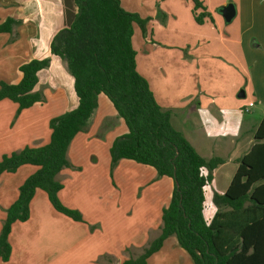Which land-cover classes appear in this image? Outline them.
I'll list each match as a JSON object with an SVG mask.
<instances>
[{
  "label": "crops",
  "instance_id": "crops-1",
  "mask_svg": "<svg viewBox=\"0 0 264 264\" xmlns=\"http://www.w3.org/2000/svg\"><path fill=\"white\" fill-rule=\"evenodd\" d=\"M119 1L125 10L147 18L145 32L134 24L132 45L136 69L148 81L157 103L171 110L174 128L205 160L222 159L212 170L202 168L204 175L212 177L203 187L204 215L206 188L220 178L224 185L218 194H222L238 160L253 143L249 116L243 115L250 111L244 108L245 101L234 100L232 93L262 106L264 116V0H199L208 13L201 23L195 21L201 9L193 10V0ZM228 2L234 3L236 12L226 23L216 8ZM178 3L183 4L182 10L176 8ZM75 13L73 0H0V23L7 17L20 20L15 41L9 42V33H0V80L18 83L22 76L19 65L33 58H50L49 66L37 72L34 87L42 88L46 102L34 103L15 118L17 104L7 98L0 100V158L25 146L46 144L51 132L49 120L76 107L73 77L49 47L53 35L69 27ZM167 69L173 74L167 86L178 83V94L163 86L164 94L155 90L154 83L166 75ZM204 74L214 81H209L208 94L201 90ZM190 81L195 85L187 90L185 84ZM241 90L244 95L239 97ZM48 94H54L51 104ZM194 129L201 134H192ZM126 132L123 119L100 93L88 129L77 133L68 146L66 156L73 167L56 174L62 184L60 201L77 209L83 222L58 213L46 193L37 188L30 201L28 220L12 225L9 260L0 264L35 263L32 255L22 251L26 250L23 238L35 244L38 255L43 254L40 250L49 249L52 258H48L57 259L55 264H120L143 252L160 233L162 209L170 202L174 183L168 176L158 177L152 166L131 159H120L111 169V144ZM37 168L23 164L13 173L0 175V229L5 209L17 198L24 179ZM57 224L66 229L63 236L56 234ZM88 225L97 228L90 233ZM23 230L28 236L24 237ZM19 246L22 250L15 251ZM62 249L65 254L59 257ZM167 254L176 257L179 264H194L174 235L167 237L146 262L159 264ZM16 255L18 260L13 261Z\"/></svg>",
  "mask_w": 264,
  "mask_h": 264
},
{
  "label": "trees",
  "instance_id": "trees-1",
  "mask_svg": "<svg viewBox=\"0 0 264 264\" xmlns=\"http://www.w3.org/2000/svg\"><path fill=\"white\" fill-rule=\"evenodd\" d=\"M73 1L76 13L72 23L53 35L49 47L73 77L77 105L49 120L51 132L46 144L25 146L0 158V175L13 173L23 164L38 166L24 179L17 198L5 209L0 229V262L9 260L12 225L28 220L30 201L37 188L46 193L58 213L83 222L77 209L60 201L62 184L56 174L73 167L66 156L68 146L77 133L88 129L102 93L127 127V132L115 137L111 144V169L120 159H131L152 166L158 177L168 176L174 183L170 202L162 209L158 236L136 258L120 264H147V258L172 235L194 264H264V116L225 191L216 195L225 209L217 210L207 221L203 215V187L212 177L204 175L202 168L212 170L222 159L205 160L194 149L172 125L171 110L157 103L148 81L137 71L133 26L138 24L145 32L147 18L125 10L119 0ZM193 2L194 11L201 9L194 16L201 23L208 13L199 0ZM19 23L20 20L7 17L0 23V33H9V42L15 41ZM49 64V57L33 58L19 65L22 76L18 83L0 80V100L7 98L17 104L15 118L34 103L46 102L42 88L34 87L37 72Z\"/></svg>",
  "mask_w": 264,
  "mask_h": 264
},
{
  "label": "rangeland",
  "instance_id": "rangeland-1",
  "mask_svg": "<svg viewBox=\"0 0 264 264\" xmlns=\"http://www.w3.org/2000/svg\"><path fill=\"white\" fill-rule=\"evenodd\" d=\"M182 5L183 4L178 3L176 5V8L178 10H182L183 9V6ZM218 11H219V7L216 8V12H218ZM167 45H171V43H168ZM172 75H173L172 72L167 69L166 75L165 76H160V78L158 79L159 82L157 81L156 82L157 84L154 83L155 90H156V92L158 94L159 93L164 94L166 92L165 89H163V87H165V88L168 87L167 90H169V92H171L172 94H178V92H176V89L179 88V84L178 83L177 84L170 83L169 86H167L168 81L169 80H172ZM203 78H204V80H203L202 85H201V90H204V92L206 94H208V92L210 91L209 81H211V80L209 79V77L206 76V74L203 75ZM211 83L213 84L214 81H211ZM194 85L195 84H193L191 81H190V83L187 82L185 84V86L187 87V90H190L192 87H194ZM225 87L227 88V89L225 88V91H226L225 93H228V87H227V85ZM199 88H200V86H199ZM232 94H235V97H234L235 99L234 100L245 101L244 108H247L248 111H250V112H245L244 111L245 113H243V115H244L245 118H247L249 116V119H250L249 120L250 121V124H249L250 135L252 137L253 132H254L256 126L259 124V121L262 119V113H263L262 106L261 107L258 106V104L256 102L253 105V103L252 102L250 103V101H248L247 98H240V99H238L236 97L237 96V93H232ZM48 98H49V104H51V102H54L55 101L54 94H48ZM247 126L248 125H246L245 128L248 129ZM191 132H193L192 134H194L196 136H198V135L201 134V132L195 131V129H194V131H191ZM230 155H232V153ZM231 165H232V163H229V168H230ZM228 174L231 175L230 170H229ZM223 185H224V181L221 180L220 178H218V179H216L214 181V183L209 188H206L205 197H206V200L207 201H206L205 211H204V217H205L206 220H208V219L210 220L211 217L214 215V213L217 210H223V209H225V207L216 200V195L218 194V191L220 189H222ZM54 228H55V230H56L55 232H56V234L58 236H63V234H65V232H66V229H64L63 226H60V224H57ZM96 228L93 225H88V229L90 230V233H93ZM23 234H24V237H25V236H28L29 233H27L26 230H23ZM43 237L46 238L47 235H45L43 233ZM23 239H24L23 240L24 243H22V244L25 245V249L26 250H22L20 248V246H19V248H17V250H15V251L22 250L23 252H28V254L32 255V257H33L32 263L35 262L34 264H55L53 262L54 260L56 262H58L57 259H53L52 260V259L48 258V255H49V257H51V253H49L50 252L49 249L44 250V251L43 250H40V252H43V254L42 255H38L37 254L38 249L35 246V244L33 242H31L30 240L28 241L26 238H23ZM89 245H90V241L87 244V246H89ZM58 254H59V257L63 256L65 254V250L64 249L59 250L58 251ZM43 255H45L44 258H42ZM172 257H170L169 254L164 255L163 258H162V261L159 262V264H179L178 261H177V258L176 257L172 258ZM15 260H18L17 259V255L13 259V261H15ZM153 264H157V262H154ZM181 264H184V263H181Z\"/></svg>",
  "mask_w": 264,
  "mask_h": 264
},
{
  "label": "water",
  "instance_id": "water-1",
  "mask_svg": "<svg viewBox=\"0 0 264 264\" xmlns=\"http://www.w3.org/2000/svg\"><path fill=\"white\" fill-rule=\"evenodd\" d=\"M219 12L222 15V17L226 23L230 22L233 19V17L235 16V12H236L234 3H232V2L226 3L225 5H223L219 8ZM243 95H244V93L241 90L239 92L238 96L242 97Z\"/></svg>",
  "mask_w": 264,
  "mask_h": 264
}]
</instances>
